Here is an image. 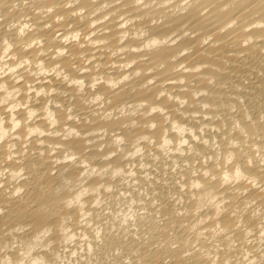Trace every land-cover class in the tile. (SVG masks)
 <instances>
[{
    "label": "bare ground",
    "instance_id": "6f19581e",
    "mask_svg": "<svg viewBox=\"0 0 264 264\" xmlns=\"http://www.w3.org/2000/svg\"><path fill=\"white\" fill-rule=\"evenodd\" d=\"M0 264H264V0H0Z\"/></svg>",
    "mask_w": 264,
    "mask_h": 264
}]
</instances>
